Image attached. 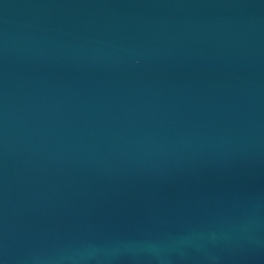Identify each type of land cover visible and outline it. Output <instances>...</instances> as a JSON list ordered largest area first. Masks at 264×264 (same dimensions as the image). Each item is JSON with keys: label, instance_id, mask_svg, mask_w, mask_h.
<instances>
[{"label": "water", "instance_id": "1", "mask_svg": "<svg viewBox=\"0 0 264 264\" xmlns=\"http://www.w3.org/2000/svg\"><path fill=\"white\" fill-rule=\"evenodd\" d=\"M0 264H264V0H0Z\"/></svg>", "mask_w": 264, "mask_h": 264}]
</instances>
